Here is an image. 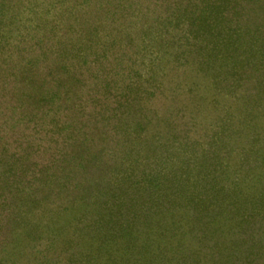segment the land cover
Masks as SVG:
<instances>
[{
    "label": "rangeland",
    "instance_id": "1",
    "mask_svg": "<svg viewBox=\"0 0 264 264\" xmlns=\"http://www.w3.org/2000/svg\"><path fill=\"white\" fill-rule=\"evenodd\" d=\"M0 264H264V0H0Z\"/></svg>",
    "mask_w": 264,
    "mask_h": 264
}]
</instances>
